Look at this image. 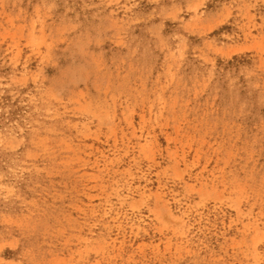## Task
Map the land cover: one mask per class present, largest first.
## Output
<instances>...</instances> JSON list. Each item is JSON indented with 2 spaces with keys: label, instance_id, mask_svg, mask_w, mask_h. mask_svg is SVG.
<instances>
[{
  "label": "rangeland",
  "instance_id": "374dc122",
  "mask_svg": "<svg viewBox=\"0 0 264 264\" xmlns=\"http://www.w3.org/2000/svg\"><path fill=\"white\" fill-rule=\"evenodd\" d=\"M0 264H264V0H0Z\"/></svg>",
  "mask_w": 264,
  "mask_h": 264
}]
</instances>
